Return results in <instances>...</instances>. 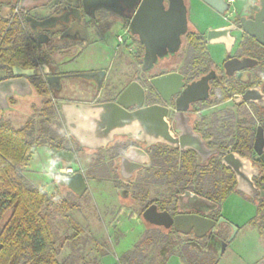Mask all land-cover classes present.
Instances as JSON below:
<instances>
[{
	"label": "flooded vegetation",
	"instance_id": "1",
	"mask_svg": "<svg viewBox=\"0 0 264 264\" xmlns=\"http://www.w3.org/2000/svg\"><path fill=\"white\" fill-rule=\"evenodd\" d=\"M0 1V16L18 17L37 50L31 74L0 64V84L16 85L5 99L0 93V122L40 98L45 108L32 105L19 128L35 124L47 140L37 147L49 150L60 175L82 172L88 188L82 157L115 173L118 205L137 206L133 216L145 228L173 237L181 264H264V0H214L221 10L182 0L186 29L178 45L145 68V45L130 28L140 0ZM59 101L72 104L75 134L72 120L89 117L84 108L108 103L106 119L94 117L103 121L94 130L99 140L112 127L109 114L146 109L148 116L141 129L119 128L91 148L64 124ZM57 113L59 136L39 126L55 123ZM55 150L66 154L55 157ZM153 206L169 214V227L144 218Z\"/></svg>",
	"mask_w": 264,
	"mask_h": 264
},
{
	"label": "rangeland",
	"instance_id": "2",
	"mask_svg": "<svg viewBox=\"0 0 264 264\" xmlns=\"http://www.w3.org/2000/svg\"><path fill=\"white\" fill-rule=\"evenodd\" d=\"M0 4L6 2L0 1ZM9 7L17 8L18 3ZM6 12L4 9L3 13ZM6 14L9 17L12 11ZM194 14L199 16L198 12ZM94 51L102 52L98 48ZM40 100L31 97L19 105V111L5 114L6 120L12 127L19 128L25 120L22 115L29 114L32 105L35 110L45 108ZM54 122L51 125L39 123V126L59 136L65 130L58 113ZM53 163L57 162L50 158L46 147H34L19 170L29 185L43 189L48 196L42 211L51 226L59 264H125L127 255L135 257L133 264H181L173 237L145 228L143 222L133 216L138 212L137 206H129L131 212L118 205L115 173L103 172L96 167L93 158L82 157L80 168L84 169L88 188L77 196L57 184L60 166Z\"/></svg>",
	"mask_w": 264,
	"mask_h": 264
},
{
	"label": "trees",
	"instance_id": "3",
	"mask_svg": "<svg viewBox=\"0 0 264 264\" xmlns=\"http://www.w3.org/2000/svg\"><path fill=\"white\" fill-rule=\"evenodd\" d=\"M36 51L18 17L0 16L1 65L30 68ZM34 128L32 123L14 128L0 122V264H59L51 226L42 211L48 196L29 185L19 170L29 150L47 142ZM134 258L125 256V264H133Z\"/></svg>",
	"mask_w": 264,
	"mask_h": 264
},
{
	"label": "water",
	"instance_id": "4",
	"mask_svg": "<svg viewBox=\"0 0 264 264\" xmlns=\"http://www.w3.org/2000/svg\"><path fill=\"white\" fill-rule=\"evenodd\" d=\"M210 6L217 10H221V4L214 0H205ZM130 28L133 32L138 34L140 39L145 45V58L144 65H150L157 53H161L166 48H174L179 43V36L186 29V17H185V7L182 0H170V5L168 9H164L163 0H140V3L136 9L134 17L130 23ZM13 72L15 74L28 75L32 73V70L14 67ZM25 86L28 87V83L25 80ZM16 89V85L12 81H6L0 84V93L5 94L10 93ZM131 90V91H130ZM132 92L131 88H128L124 93L129 94ZM122 95V96H123ZM137 99H143V91L139 89L136 93ZM58 109L63 117L64 124L73 133L70 126V121L68 118V113L72 104L64 101L58 102ZM139 105V103H138ZM109 104L104 103L97 105L95 107L84 108L85 115L89 117H75L72 123L76 126L78 134L73 133L76 139L81 143V145L91 148H97L103 144H106L110 139H112L115 133H121L119 128H126L125 131H133L141 129L140 126H145L146 118L148 113L146 109L138 110L135 113H130V115H120V114H109L108 119L111 123V129L105 133L102 138L97 139L94 135V130L101 126L103 121L97 122L98 118H94L96 115H100L105 118V114L109 110ZM104 113V115H102ZM83 116V115H82ZM106 119V118H105ZM109 124V123H108ZM132 127V129H130ZM130 129V130H129ZM66 153L55 150L53 155L55 157H64ZM57 180L59 185H65L71 189L77 196H81L87 189V184L84 179L82 172H77L73 175H58ZM144 218L155 225H164L169 227L171 225L172 219L167 212H157L155 207H149L144 212Z\"/></svg>",
	"mask_w": 264,
	"mask_h": 264
},
{
	"label": "built area",
	"instance_id": "5",
	"mask_svg": "<svg viewBox=\"0 0 264 264\" xmlns=\"http://www.w3.org/2000/svg\"><path fill=\"white\" fill-rule=\"evenodd\" d=\"M228 1H231V0H228ZM118 40H119V41L121 40L120 36L118 37ZM69 171H70V170H69Z\"/></svg>",
	"mask_w": 264,
	"mask_h": 264
}]
</instances>
